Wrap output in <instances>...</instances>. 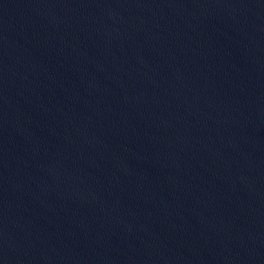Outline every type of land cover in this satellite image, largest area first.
Instances as JSON below:
<instances>
[{
    "label": "water",
    "instance_id": "obj_1",
    "mask_svg": "<svg viewBox=\"0 0 264 264\" xmlns=\"http://www.w3.org/2000/svg\"><path fill=\"white\" fill-rule=\"evenodd\" d=\"M0 264H264V0H0Z\"/></svg>",
    "mask_w": 264,
    "mask_h": 264
}]
</instances>
